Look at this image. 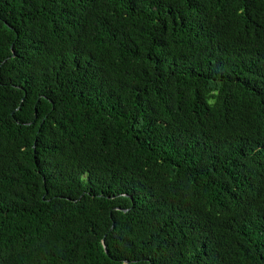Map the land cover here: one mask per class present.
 <instances>
[{"label": "trees", "instance_id": "1", "mask_svg": "<svg viewBox=\"0 0 264 264\" xmlns=\"http://www.w3.org/2000/svg\"><path fill=\"white\" fill-rule=\"evenodd\" d=\"M0 264H264V0H0Z\"/></svg>", "mask_w": 264, "mask_h": 264}, {"label": "water", "instance_id": "2", "mask_svg": "<svg viewBox=\"0 0 264 264\" xmlns=\"http://www.w3.org/2000/svg\"><path fill=\"white\" fill-rule=\"evenodd\" d=\"M117 210H120V209H117ZM102 245H103V243H102ZM103 249H104V253H106L104 246H103Z\"/></svg>", "mask_w": 264, "mask_h": 264}]
</instances>
